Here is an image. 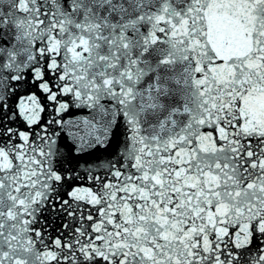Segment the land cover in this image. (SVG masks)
Returning a JSON list of instances; mask_svg holds the SVG:
<instances>
[{
	"label": "snow or ice",
	"instance_id": "obj_1",
	"mask_svg": "<svg viewBox=\"0 0 264 264\" xmlns=\"http://www.w3.org/2000/svg\"><path fill=\"white\" fill-rule=\"evenodd\" d=\"M0 264H264V0H0Z\"/></svg>",
	"mask_w": 264,
	"mask_h": 264
}]
</instances>
